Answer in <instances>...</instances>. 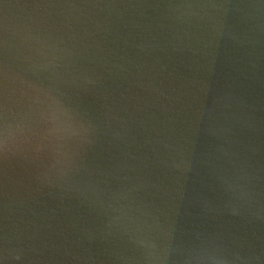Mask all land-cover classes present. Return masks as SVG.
Segmentation results:
<instances>
[{"label": "water", "instance_id": "obj_1", "mask_svg": "<svg viewBox=\"0 0 264 264\" xmlns=\"http://www.w3.org/2000/svg\"><path fill=\"white\" fill-rule=\"evenodd\" d=\"M264 264V0H0V264Z\"/></svg>", "mask_w": 264, "mask_h": 264}, {"label": "clouds", "instance_id": "obj_2", "mask_svg": "<svg viewBox=\"0 0 264 264\" xmlns=\"http://www.w3.org/2000/svg\"><path fill=\"white\" fill-rule=\"evenodd\" d=\"M221 264H226V262H224V261H221Z\"/></svg>", "mask_w": 264, "mask_h": 264}]
</instances>
